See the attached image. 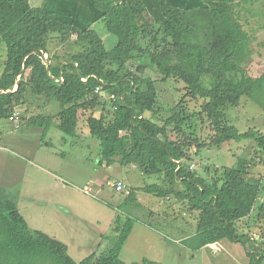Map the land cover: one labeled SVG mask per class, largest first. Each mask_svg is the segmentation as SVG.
<instances>
[{
  "label": "trees",
  "instance_id": "16d2710c",
  "mask_svg": "<svg viewBox=\"0 0 264 264\" xmlns=\"http://www.w3.org/2000/svg\"><path fill=\"white\" fill-rule=\"evenodd\" d=\"M91 1L117 39L111 50L91 26L83 29L30 0H0V42L7 55L0 75V120H12L31 98L55 101L59 110L54 116L32 117L28 126L45 127V138L55 121L60 133L76 136L79 114L102 109L100 117L90 115L86 121L100 142L101 163L161 177L165 184L141 191L174 196L198 212L197 232L183 240L184 246L197 252L223 241L255 244L258 250L247 254L250 264H264V241L241 230L251 217L264 220V201L256 207L264 184L249 178L253 162L240 158L232 168L214 169L202 164L203 176L195 169L206 148L244 140L255 142L264 166V135L253 129L240 132L227 123L225 113L226 107L239 106L242 97L264 112V73L254 78L243 66L253 54V37L238 7L250 0H206L202 8L185 9L157 0L162 21L150 16L144 2ZM72 40L79 50L53 64L49 44ZM169 80L183 83L185 94L156 120L157 86ZM188 99L202 100L200 109L191 112ZM206 123L214 134L209 143L204 140ZM134 197L132 190L127 203ZM122 250L123 245L114 246L100 257L93 253L77 262L67 245L31 229L17 206L0 195V264H125ZM131 264L161 263L145 258Z\"/></svg>",
  "mask_w": 264,
  "mask_h": 264
},
{
  "label": "rangeland",
  "instance_id": "374dc122",
  "mask_svg": "<svg viewBox=\"0 0 264 264\" xmlns=\"http://www.w3.org/2000/svg\"><path fill=\"white\" fill-rule=\"evenodd\" d=\"M30 1L34 7H47L48 11L54 12L58 18L72 21L83 29L91 26L90 28L98 33L108 50L113 49L117 44V39L106 30L100 20L101 13L94 8L91 0ZM128 1L144 2L151 17L162 19L157 1ZM238 11L245 29L253 37L251 42L253 54L243 66L250 76L257 78L264 73V0H250L239 6ZM72 42L74 40L67 44L59 45L57 41L49 44V57L53 64L57 60H64L69 52L79 50L76 43ZM6 58V45L0 42V75L4 70ZM183 87V83L175 80L159 82L156 120L166 117L169 110L179 103L185 94ZM104 97L105 100L110 99L108 94ZM201 103L200 99L196 101L188 99L187 107L191 112L198 111ZM58 110L59 105L55 101L48 104L43 99L31 98L28 104L17 108L16 114L20 116L17 124L14 120H0V195L4 194L12 201L25 220L48 230L53 238L57 237L67 244L69 254L75 261L79 262L93 251H97L100 240L97 241L96 238L99 236L100 239L106 237L107 241V237L110 238L109 247L130 244L131 254L130 258L128 255L124 256V260L127 261L125 264L142 261L145 258L155 260L159 253L161 257L156 260L161 264H250L247 254L258 250V245L243 246L223 241L192 252L183 243V246L178 244L177 238L186 234V230L189 229L190 232L197 230L199 215L198 212L189 209L186 201H179L174 196L161 198L139 190L152 184H165L157 175L147 176L141 174V171H136V177L133 175L130 180L126 179L135 189V197L129 203L126 199L132 189H128L130 190L128 195L117 194L111 187L112 179L105 181L106 183L101 186L97 198L85 195L81 189L93 185V179L99 174L105 175L107 168L112 170L106 163L104 167L101 166L100 142L90 134L86 123L90 115L98 118L103 110L99 108L93 112L80 113L79 135L76 136L60 133L56 129L55 121L45 138L42 137L45 127L28 126L30 118L54 116ZM225 113L227 123L238 128L240 132L253 129L260 130L264 135V112L247 97H242L237 107H226ZM146 116L148 117L149 113ZM197 128L200 130L201 126L197 125ZM203 130L204 140L209 143L214 135L213 131L207 123ZM259 157L261 153L257 151L255 142L251 140L233 142L222 147L206 148L200 154L195 169L199 168L198 174L203 176L204 173L200 171L202 164L212 169L232 168L240 158H243L251 161V164L253 162L252 176L249 178L254 181L262 180L264 184V166L260 163ZM59 166L64 170L70 169V178L63 177L65 179L62 181L65 182L63 185L66 186V191L73 194L69 200L70 205L68 201L56 198L58 191H63L61 184L58 185L60 190H56L57 183L53 177V175L61 176ZM115 166L121 167L118 164ZM123 168L136 170L132 166ZM156 199H162L161 202L158 200L160 208ZM263 201L264 192L256 207ZM157 210L161 216L157 214ZM118 220L119 224H117ZM119 225L122 226L120 229H118ZM182 225L184 230L179 232L178 229L171 230L172 226ZM60 226L66 227V230H55ZM241 226H243L241 230L249 233L257 242L264 241V220L257 222L251 217L246 223H241Z\"/></svg>",
  "mask_w": 264,
  "mask_h": 264
},
{
  "label": "crops",
  "instance_id": "0c3cea01",
  "mask_svg": "<svg viewBox=\"0 0 264 264\" xmlns=\"http://www.w3.org/2000/svg\"><path fill=\"white\" fill-rule=\"evenodd\" d=\"M128 1V0H127ZM154 1H157V0H154ZM169 3H171V4H173V5H175V6H177V7H179V8H182V9H185V8H202V7H204L205 6V3H204V0H167ZM206 1V0H205ZM129 2H135V1H129ZM181 2H182V4H181ZM157 4H158V7H159V3H158V1H157ZM160 8V7H159ZM46 10H48L47 9V7L45 8ZM158 11H159V9H158ZM160 13H161V11H159ZM162 15V14H161ZM163 20V17H162V19L160 20V21H162ZM77 135H79V133H77ZM101 162V161H100ZM101 164V166L102 167H104L105 166V164L104 163H100ZM192 166H193V164H192ZM60 170H61V173L62 174H60L61 176H57V175H53V177H55V179H56V183H57V186H56V190H60L59 189V187H58V185H62V188H63V191L61 190V191H58L59 192V194H58V196L56 195V198L58 197L59 199H61V201H65V202H67L68 201V204L70 203V199L72 198V196H73V194H71V192L70 191H66V186L65 185H63L65 182H63L62 183V181H64V179L66 178H70V174H69V172H70V169H67V170H64L63 168H62V166H59L58 167ZM112 168V170L111 169H106V174L104 175V174H99V176H97L95 179H93V185H94V187H95V189L97 190V193L98 194H100V191H101V186H103L106 182L105 181H107V180H109V179H112V180H119V181H122L130 190L132 189V190H135L133 187H131L130 185H129V183L126 181V179H129L130 180V177L131 176H133V175H135L136 174V171H139L140 172V170H138V169H136V168H134L133 167V169H136V170H127V168H126V170L123 168V167H117V166H113V167H111ZM123 168V169H122ZM141 174H142V172H140ZM63 177H65V178H63ZM135 177H136V175H135ZM137 177H139V176H137ZM125 178V179H124ZM160 183V182H159ZM163 183H161V184H159V185H162ZM145 188V187H144ZM143 188H140L139 190H142ZM167 198H170V197H167ZM166 198V199H167ZM158 200H160V202L162 201V199H156V201H157V203H158ZM160 202L158 203V206H159V208H160ZM70 205V204H69ZM97 210V209H96ZM157 214L159 215V216H161V214H160V212L157 210ZM96 215L98 216L99 215V213H98V210L96 211ZM175 218V217H174ZM25 219V218H24ZM164 221H166L165 219H164ZM26 222L29 224V226H30V228L32 229L33 228V230H37V231H41V232H44L45 234H47V235H49L50 237H52L51 236V234L49 233V231L48 230H46V229H44V228H40V227H38V226H36L35 224H33V223H31V222H29L27 219H26ZM33 225H35V226H33ZM61 229H63V230H66V227H62V226H60V228H58V229H55V230H61ZM173 229H178V232L179 231H181V230H184L185 228H184V226L182 225V226H176V227H173L172 226V231H173ZM197 229V228H196ZM187 231V233L186 234H183L181 237H179V238H177V240H178V244H180L181 246H183L182 245V242H183V240H185V239H187V238H190V237H192V236H194L195 234H196V232H197V230L196 231H194V232H190L189 231V229L188 230H186ZM193 231V230H192ZM98 238H96L97 239V241H99L98 242V245H97V251H93L92 252V254L93 253H96L97 254V257L98 256H101V255H103V254H106L108 251H110V249H112L114 246H112V247H109L110 246V244H111V240H110V238H108L107 237V239H108V241L107 240H105L106 239V237H104V238H99V236H97ZM53 238V237H52ZM54 239H59V238H57V237H55ZM60 241V240H59ZM62 242V241H61ZM64 243V242H63ZM65 244V243H64ZM65 245H67V244H65ZM67 247H68V250H69V246L67 245ZM129 247H130V244H127L126 246L125 245H123V250H122V253H121V259L124 261V262H127V261H125L124 260V256H129V258H130V254H131V251L129 250ZM98 253H100V255L98 254ZM70 255V254H69ZM91 255V254H90ZM88 257V256H87ZM160 257H161V254L159 253V254H157L156 255V259L157 258H159L160 259ZM147 259V258H146ZM151 260V259H149V260H151V261H154V262H156L157 260ZM80 262V261H79ZM136 262H140V261H136ZM159 262V261H158ZM132 263H134V262H132ZM131 264V263H130Z\"/></svg>",
  "mask_w": 264,
  "mask_h": 264
},
{
  "label": "built area",
  "instance_id": "2783aa9c",
  "mask_svg": "<svg viewBox=\"0 0 264 264\" xmlns=\"http://www.w3.org/2000/svg\"><path fill=\"white\" fill-rule=\"evenodd\" d=\"M19 118H20L19 114H15L12 120H14V122L17 124L19 122ZM120 134L122 135V133ZM177 163H180V162L178 161ZM191 168L193 169L194 165L191 166ZM111 187L117 194L126 193L128 195L130 192V190H128L129 188H127V186L122 181H119V180H112ZM81 191L85 195L91 196L93 198H97L99 195L97 192H95L96 190H95L94 185H87L83 189H81Z\"/></svg>",
  "mask_w": 264,
  "mask_h": 264
}]
</instances>
